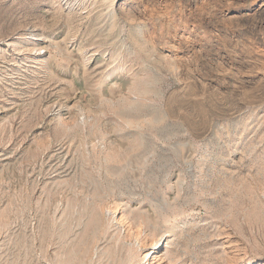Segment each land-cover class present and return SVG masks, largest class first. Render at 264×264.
Returning a JSON list of instances; mask_svg holds the SVG:
<instances>
[{
	"label": "rangeland",
	"instance_id": "1",
	"mask_svg": "<svg viewBox=\"0 0 264 264\" xmlns=\"http://www.w3.org/2000/svg\"><path fill=\"white\" fill-rule=\"evenodd\" d=\"M204 1L0 0V264H264V28Z\"/></svg>",
	"mask_w": 264,
	"mask_h": 264
},
{
	"label": "bare ground",
	"instance_id": "2",
	"mask_svg": "<svg viewBox=\"0 0 264 264\" xmlns=\"http://www.w3.org/2000/svg\"><path fill=\"white\" fill-rule=\"evenodd\" d=\"M206 1L207 0H205L204 2H206ZM208 4H209V2H208ZM234 4H235V2H234ZM236 4H240L241 6L238 7V9H233L235 7L234 6L233 7L231 6L232 8H230V7L226 8L225 12H223L222 14L221 13H218L219 15L221 14V18H220V20H214V23L213 24L214 25H217L218 28H219V26L220 27L221 26H225V27L226 26H235V27L236 26H239V27L240 26H242V27L243 26H249V27H253V28L254 27H260V28L263 27L264 28V0H236ZM204 8H205V6H204ZM216 10H217V8H216ZM166 16L168 17V20H169L170 17L168 16V14H166ZM217 19H219V17ZM212 27H213V25H212ZM255 49H256V47H255ZM260 78H262V77H260ZM163 239H164L163 236H161L160 239H159V241L156 244H154V245L151 246V248H150L151 249V254H154L155 253L157 256L158 255H160V256H166L165 253H164L165 251L162 254H160L161 251L163 250V248H162V245L164 243V240Z\"/></svg>",
	"mask_w": 264,
	"mask_h": 264
}]
</instances>
